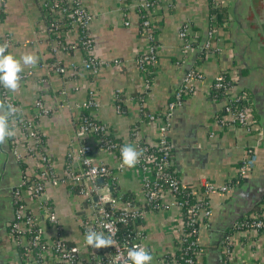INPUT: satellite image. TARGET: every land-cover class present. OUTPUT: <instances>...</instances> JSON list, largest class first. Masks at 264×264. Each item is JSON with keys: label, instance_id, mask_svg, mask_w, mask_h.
Listing matches in <instances>:
<instances>
[{"label": "crops", "instance_id": "obj_1", "mask_svg": "<svg viewBox=\"0 0 264 264\" xmlns=\"http://www.w3.org/2000/svg\"><path fill=\"white\" fill-rule=\"evenodd\" d=\"M91 14L89 33L93 39L92 54L108 62L95 75L80 67L82 52L67 48L52 54L46 44L44 13L40 0H0V36L8 34L10 53L19 59L24 54L39 57L33 75L19 82L12 93L21 111L31 116L33 102L39 96L50 111L37 120L43 149L52 163L55 174H60L64 154L72 143L74 112L58 103L85 99L93 92L97 107L93 116L107 125L109 133L126 140L130 126L141 119V113H159L183 73L194 67L202 78L194 82L193 90L176 108L167 132L172 146V165L179 179L187 186L196 187L202 179L222 183L231 178L246 151L255 155L248 174L237 180L225 194L209 197L211 215L198 236L203 248L199 264H223V235L232 223L250 210L264 204V0H226L227 20L218 25L211 47L200 52L207 28L208 0H159L153 8L155 23L156 63L150 72L151 82L144 88L143 74L134 58L143 53L145 39L138 30L137 15L126 10L129 25L123 24L121 0H80ZM189 23L192 47L184 54L178 51L177 29ZM62 42H73L76 31L64 27ZM53 57L63 72L55 74L47 65ZM118 60L113 64L112 60ZM26 68V67H25ZM222 72L231 82L230 93L243 90L249 97V119L256 129L246 131L240 126L219 128L215 118L221 114L223 99L215 96L209 85ZM63 94H60V91ZM118 106V108H117ZM144 137L156 135V124H140ZM23 135L8 138L0 145V264H21L18 251L7 233L12 219L11 188L24 174L33 177L38 162L26 155ZM16 138H19L17 141ZM22 141V142H21ZM89 141L94 144L92 137ZM16 147L24 157L17 161L11 153ZM93 158L108 166L116 159L107 151L93 150ZM116 189L122 194L141 198L139 173L125 169L115 177ZM52 205L61 226V235L69 243L79 244L82 235L77 226L82 198L69 192L63 185H46L43 196ZM34 201L28 205L34 208ZM178 214L175 208L147 212L142 220L143 243L157 258L174 251V226ZM50 226L46 232H49ZM80 252H84L80 248ZM48 264V263H45ZM226 264H264V233H249L236 237L226 258Z\"/></svg>", "mask_w": 264, "mask_h": 264}, {"label": "built area", "instance_id": "obj_2", "mask_svg": "<svg viewBox=\"0 0 264 264\" xmlns=\"http://www.w3.org/2000/svg\"><path fill=\"white\" fill-rule=\"evenodd\" d=\"M121 1H125V5L121 7L123 24L129 25L126 10L134 11L139 33L146 41L144 52L137 55L134 62L143 74L144 88H148L151 82L150 72L156 63L157 48L153 8L159 0ZM225 3L226 0H208V6L213 8ZM40 7L45 15L46 44L52 54L61 49H80V67L89 75H95L99 68L108 65V62L99 60L92 54L93 39L88 30L91 14L80 0H40ZM64 27L75 29L73 42H62L60 31ZM217 27L214 14H209L205 36L199 45L201 53L211 47ZM177 36L178 51L184 54L192 47L187 21L180 24ZM5 42L10 46L8 34L0 36V44ZM118 62L112 60L114 65ZM40 66H47L55 74L64 71L55 57L47 65ZM20 75V81L31 77L33 68H24ZM201 78V73L194 67L187 69L163 109L159 113L143 111L141 119L130 126L125 141L113 137L107 125L93 116L92 111L96 109L97 103L91 90L87 91L85 99L80 102L71 104L62 99L58 106L69 108L74 112L75 118L72 143L65 151L62 172L58 175L54 173L51 160L43 149V140L37 128V120L48 114L50 109L38 96L33 102L32 115L27 116L21 111L12 93L0 86V102L17 109L12 126L17 129L16 136L21 134L25 139L22 143L25 154L34 156L38 162L33 177L23 174L11 188L13 208L7 233L18 251L21 264H123L128 248L135 244L146 247L142 228L145 214L169 208H175L178 214L174 226V251L159 256L157 264H199L203 248L199 246L197 238L212 212L209 197L215 193L228 192L237 180L248 174L255 160L254 153L246 151L235 174L222 183L202 179L196 187H191L182 183L177 176L172 165V146L167 132L174 110L182 105L184 97L192 92L193 83ZM230 84L225 74L219 72L209 85L213 94L223 99L221 114L215 118L216 125L221 129L227 125L240 126L246 131L256 129L248 116L247 93L243 90L230 93ZM59 93L64 92L61 90ZM143 121L156 124V135L153 138L141 134L140 124ZM89 137H92L94 144L89 141ZM128 144L143 150L139 163L134 167L139 173L140 199L120 193L115 186L116 175L127 169H121L119 164L121 147ZM10 150L17 161L24 157L16 147ZM93 150L113 154L116 162L108 166L102 161H96ZM97 179L101 182L98 183ZM58 184L82 198L80 213L77 214V226L82 235L79 244L69 243L62 237L56 213L49 201L42 197L46 185ZM30 200L34 201V208L28 205ZM48 226L50 230L46 232ZM89 229L110 235L113 245L98 250L87 247L84 236ZM249 233H264V204L235 220L229 232L223 235V264H226L233 240ZM80 248L84 252H80Z\"/></svg>", "mask_w": 264, "mask_h": 264}, {"label": "clouds", "instance_id": "obj_3", "mask_svg": "<svg viewBox=\"0 0 264 264\" xmlns=\"http://www.w3.org/2000/svg\"><path fill=\"white\" fill-rule=\"evenodd\" d=\"M9 44L7 42L0 44V86L9 92L15 93L19 89L21 73L25 67H35L39 57L35 54H24L19 59L7 52ZM17 109L12 105H5L0 102V145L5 144L8 138L16 135L17 129L14 124V117ZM121 156L119 167L134 168L143 155V150H138L131 144L121 147ZM84 243L87 247L93 249H101L110 247L114 241L110 235H105L104 232H97L89 229L84 236ZM153 256L146 247L135 244L127 249V256L123 259V264H152Z\"/></svg>", "mask_w": 264, "mask_h": 264}, {"label": "trees", "instance_id": "obj_4", "mask_svg": "<svg viewBox=\"0 0 264 264\" xmlns=\"http://www.w3.org/2000/svg\"><path fill=\"white\" fill-rule=\"evenodd\" d=\"M214 14L216 23L222 25L227 20V10L224 6H218L216 8L208 6V15ZM129 195V194H127ZM230 229V228H229ZM229 229L227 232H229Z\"/></svg>", "mask_w": 264, "mask_h": 264}, {"label": "water", "instance_id": "obj_5", "mask_svg": "<svg viewBox=\"0 0 264 264\" xmlns=\"http://www.w3.org/2000/svg\"><path fill=\"white\" fill-rule=\"evenodd\" d=\"M97 182L100 183L101 180L100 179H97ZM109 190H111V188H109ZM92 199L94 200V197Z\"/></svg>", "mask_w": 264, "mask_h": 264}]
</instances>
